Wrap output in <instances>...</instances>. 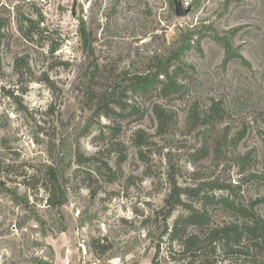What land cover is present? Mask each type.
Returning <instances> with one entry per match:
<instances>
[{"label": "rangeland", "instance_id": "1", "mask_svg": "<svg viewBox=\"0 0 264 264\" xmlns=\"http://www.w3.org/2000/svg\"><path fill=\"white\" fill-rule=\"evenodd\" d=\"M189 1L192 11L179 17L175 0H0V182L11 190L18 184L24 194L28 189L9 182L4 166L19 165L10 171L15 177L24 170L21 163H52L72 184L58 210L48 208L44 191L39 201L28 190L36 205L18 204L0 184V264H35L45 255L53 264H114L117 258L118 264H180L168 240L157 246L158 215L170 191L168 160L177 164L182 185L219 179L241 186L236 192L244 200L264 198V0ZM187 35L194 47L185 60L196 74L183 100L171 103L178 122L154 138L153 149H144L145 164L133 140L139 128L155 133L145 103V117L125 119L115 138L120 145L100 155L117 169L116 177L98 173L101 161L86 158L106 147L109 139L96 135L109 120H94L84 73L99 64L100 82L111 81ZM213 100L226 112L220 128L229 145L224 158L211 155L195 165L190 152L203 133L189 125V112H202ZM194 171L201 179L193 180ZM258 210L264 216V200ZM62 215L68 228L59 232ZM99 237L112 245L105 256L91 246Z\"/></svg>", "mask_w": 264, "mask_h": 264}, {"label": "trees", "instance_id": "2", "mask_svg": "<svg viewBox=\"0 0 264 264\" xmlns=\"http://www.w3.org/2000/svg\"><path fill=\"white\" fill-rule=\"evenodd\" d=\"M0 35L1 49L4 40L3 34ZM190 37L187 35L182 38L181 43L171 47L167 53L146 57L142 68L124 69L111 81L100 82L103 70L98 73L99 64L84 73V93L88 97L94 120L98 123L102 117L109 120V124L103 125L96 135L99 139H109V142L105 143L106 147L102 146L95 154L86 158L95 163L101 161L102 164L97 168L98 173L104 170L111 175L110 179L116 177L117 169L108 160L103 161L100 155L106 150L113 151L114 147L120 145L115 138L122 129V122L125 119L130 120L136 114L141 119L145 117V103L150 102L149 108L156 122L155 133L139 128L133 138L135 145L141 150L140 155L145 164L148 158L144 149H153L154 138L169 132L176 125L177 113L171 108V103L174 98L183 100L188 94V81L196 74L194 65L185 60L186 51L194 47L189 40ZM63 63L69 65L67 61ZM18 78H22V73L18 72ZM26 90L24 88L23 93ZM225 113L218 100H213L202 112H198L196 108L189 112V125L193 129L202 130L203 133L201 145L190 152L192 164L197 165L199 160L211 155L221 159L225 157L223 149L229 145V134L228 132L223 134L220 128ZM105 128L109 134H106ZM151 151L155 153L154 150ZM122 159L118 160L119 169ZM21 164L24 165V170L15 174V177L9 174L14 167L19 168V165L10 163L4 166L8 168L5 177L9 182H18L26 187L35 200L40 201L39 194L41 191L46 192V205L51 210L60 209L68 201V192L72 184L65 171L52 163ZM146 173H151L148 168ZM193 175V180L201 179L196 171ZM167 181L170 191L158 215L163 220L158 249L165 239L168 240L169 254L180 264H264V216L258 210L264 198L244 200L236 192V188L241 186H234L232 182L224 183L219 179L199 180L197 183L182 185L178 181L177 164L172 160H168ZM0 184L2 190L12 193L18 204L31 206L37 204H31L28 190L24 194L18 192V184L14 190L7 188L5 181H1ZM217 189L225 190V193L214 192ZM97 192L94 191L92 195L96 196ZM177 210H180V213L174 218L173 223L169 224V218ZM56 228L59 232L67 230L63 215ZM47 231L49 230H45L44 235H47ZM34 243L51 248L49 244H42L39 240H35ZM91 246L100 256H105L112 247L107 237L93 239ZM52 260L45 255L36 256L33 262L53 264ZM154 263H157L156 260Z\"/></svg>", "mask_w": 264, "mask_h": 264}, {"label": "water", "instance_id": "3", "mask_svg": "<svg viewBox=\"0 0 264 264\" xmlns=\"http://www.w3.org/2000/svg\"><path fill=\"white\" fill-rule=\"evenodd\" d=\"M175 11L177 16L185 17L192 11V7H185L183 5V0H175Z\"/></svg>", "mask_w": 264, "mask_h": 264}, {"label": "built area", "instance_id": "4", "mask_svg": "<svg viewBox=\"0 0 264 264\" xmlns=\"http://www.w3.org/2000/svg\"><path fill=\"white\" fill-rule=\"evenodd\" d=\"M183 5L185 6V7H188L189 5H190V1L189 0H185V1H183ZM112 263H114V264H118L119 263V259L117 258V259H113V262Z\"/></svg>", "mask_w": 264, "mask_h": 264}]
</instances>
